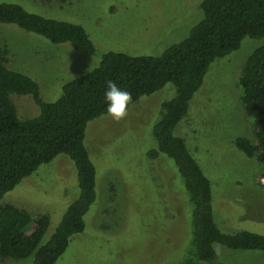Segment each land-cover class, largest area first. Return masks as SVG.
Returning a JSON list of instances; mask_svg holds the SVG:
<instances>
[{
	"label": "rangeland",
	"instance_id": "374dc122",
	"mask_svg": "<svg viewBox=\"0 0 264 264\" xmlns=\"http://www.w3.org/2000/svg\"><path fill=\"white\" fill-rule=\"evenodd\" d=\"M85 27L96 46L88 55L71 43H52L18 26L0 23V43L9 67L31 76L41 96L55 101L63 85L99 65L108 51L159 55L183 40L203 14L202 0H0ZM263 39L246 37L238 50L214 61L176 133L209 177L215 220L226 232L264 233V170L257 157L239 149L237 137L253 136L254 125L241 101L239 78L249 55ZM176 94L169 83L142 97L119 122L104 114L86 133L97 166V200L85 215L83 232L74 235L55 264H177L190 246L192 207L174 161L152 159V130L163 101ZM20 118L40 107L32 95L14 94ZM74 162L59 154L24 177L0 203H12L32 216L48 214L45 242L78 196ZM186 193V194H185ZM229 264H264V251L220 246ZM34 255L0 264H33ZM212 264V263H206Z\"/></svg>",
	"mask_w": 264,
	"mask_h": 264
},
{
	"label": "trees",
	"instance_id": "16d2710c",
	"mask_svg": "<svg viewBox=\"0 0 264 264\" xmlns=\"http://www.w3.org/2000/svg\"><path fill=\"white\" fill-rule=\"evenodd\" d=\"M201 10V20L187 37L163 53L108 51L98 66L67 81L55 101L42 98L40 85L31 76L9 67V51L0 43V200L59 154L74 162L79 185L78 196L45 242L48 214L32 216L12 203H0V263L34 255L33 264H55L72 237L84 231L85 215L98 198V170L86 133L90 121L107 114L108 80L131 93L130 105L169 83L175 87V96L160 106L152 130L156 145L148 155L156 159L164 154L174 161L192 207L190 246L177 264H229L213 251L214 243L234 250L264 251V233L226 232L219 227L212 182L185 138L176 133L211 64L238 50L246 37L263 39L249 55L239 78L241 101L254 125L253 136L237 137L234 143L247 155L257 157L264 170V0H202ZM0 23L34 32L52 43H71L88 55L96 52L83 25L46 17L21 4L0 2ZM14 94L32 95L40 113L20 118Z\"/></svg>",
	"mask_w": 264,
	"mask_h": 264
},
{
	"label": "clouds",
	"instance_id": "9594fccd",
	"mask_svg": "<svg viewBox=\"0 0 264 264\" xmlns=\"http://www.w3.org/2000/svg\"><path fill=\"white\" fill-rule=\"evenodd\" d=\"M105 100L107 103V114L114 120L119 122L128 115L129 105L133 101V97L127 90L121 89L113 80L106 82ZM213 251L219 255L220 246L218 243L212 245Z\"/></svg>",
	"mask_w": 264,
	"mask_h": 264
}]
</instances>
